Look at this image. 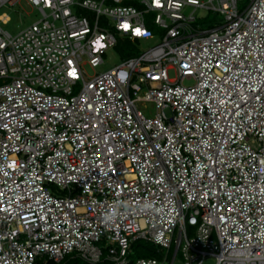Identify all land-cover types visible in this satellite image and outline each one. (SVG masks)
I'll list each match as a JSON object with an SVG mask.
<instances>
[{
  "label": "built area",
  "instance_id": "obj_1",
  "mask_svg": "<svg viewBox=\"0 0 264 264\" xmlns=\"http://www.w3.org/2000/svg\"><path fill=\"white\" fill-rule=\"evenodd\" d=\"M25 1L16 35L0 13V264H264V0Z\"/></svg>",
  "mask_w": 264,
  "mask_h": 264
},
{
  "label": "rangeland",
  "instance_id": "obj_2",
  "mask_svg": "<svg viewBox=\"0 0 264 264\" xmlns=\"http://www.w3.org/2000/svg\"><path fill=\"white\" fill-rule=\"evenodd\" d=\"M243 8V3L240 5ZM189 11V10H188ZM187 11V12H188ZM7 12L11 16V22L8 25H5V29L10 31L12 34L16 35L21 32L23 29L31 26L35 22L39 21L42 18L40 10L32 6L25 0L20 1L19 4L15 6H5L1 9L0 13ZM197 16L196 23L200 25L201 28H211L215 25L221 24L224 20V16L215 11H207L203 9H197L195 12ZM154 13H147L146 19L147 22L154 20ZM154 31L156 32V37L152 39H141L136 42L131 43H120L118 47L110 48L104 55V63L99 66H93L88 62L87 58H84L83 67L85 69V76L87 79L94 77L98 73L106 72L115 66L121 64L124 60H127L131 57L139 56L141 53L147 51L148 49L158 45L162 42L164 31L157 30L154 25ZM152 28V27H151ZM170 76L172 78L176 77L174 71H170ZM187 86L193 85V81L185 82ZM140 109L147 116H154L157 112L155 106L149 102H142L139 104ZM133 258L137 259L139 256L137 253L133 255ZM213 262V261H212ZM85 264V262L79 258H73L71 260L66 259L63 264Z\"/></svg>",
  "mask_w": 264,
  "mask_h": 264
},
{
  "label": "trees",
  "instance_id": "obj_3",
  "mask_svg": "<svg viewBox=\"0 0 264 264\" xmlns=\"http://www.w3.org/2000/svg\"><path fill=\"white\" fill-rule=\"evenodd\" d=\"M127 43H131V42H127ZM137 247H139V248H141V249H143V247H144V248H146V250L148 251V252L142 253V252H144V251L139 250V253H138V254H140L139 256H152V255H153V252L151 253V251H153L151 245L141 243V244H140L139 246H137Z\"/></svg>",
  "mask_w": 264,
  "mask_h": 264
},
{
  "label": "snow or ice",
  "instance_id": "obj_4",
  "mask_svg": "<svg viewBox=\"0 0 264 264\" xmlns=\"http://www.w3.org/2000/svg\"><path fill=\"white\" fill-rule=\"evenodd\" d=\"M137 31H139V30H137ZM5 175H7V173H5ZM0 195H3V193H0Z\"/></svg>",
  "mask_w": 264,
  "mask_h": 264
}]
</instances>
